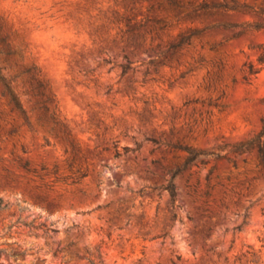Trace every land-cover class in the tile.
<instances>
[{"label":"rangeland","instance_id":"obj_1","mask_svg":"<svg viewBox=\"0 0 264 264\" xmlns=\"http://www.w3.org/2000/svg\"><path fill=\"white\" fill-rule=\"evenodd\" d=\"M222 1L0 0L13 59L39 69L68 133L36 120L21 78L30 129L0 98V264H264L263 169L234 152L264 118V0L196 8ZM175 144L219 157L175 176L172 207Z\"/></svg>","mask_w":264,"mask_h":264},{"label":"trees","instance_id":"obj_2","mask_svg":"<svg viewBox=\"0 0 264 264\" xmlns=\"http://www.w3.org/2000/svg\"><path fill=\"white\" fill-rule=\"evenodd\" d=\"M170 3H175L174 0H168ZM197 9H222V10H234L239 8H244L242 5H238L235 3L234 0L231 1V3H228L226 1L222 2H202L196 6ZM195 8V9H196ZM116 15L115 20L116 22H122L121 18ZM128 20V19H125ZM140 25V23L138 24ZM252 29L260 30L264 29V21L261 22H255L251 25ZM199 31L197 29H192L188 33L179 35L178 39L174 42H170L167 46V50L169 51H175L182 48L183 45H189V39L191 36H194L198 34ZM165 51L160 52V56H165ZM15 54V50L11 48V42L8 39V35L6 33H2L0 31V55L2 56V62L3 66H0V98L6 97L7 104L11 106V110H14L17 113V116L21 119V123L24 124L28 129H30V124L27 119L26 112L22 106V103L18 97V94L14 91L12 88V82L15 81L17 78H21L20 80V86L22 93L24 94H31L33 96L39 97L41 99L40 105L38 106L39 113L36 116V120L41 124L46 126L51 132L53 133H61L65 136H67L66 129L62 123V121L59 119V117L56 115L55 110L49 111L47 102L50 100L48 96L44 93V85L40 82L38 79L39 75V69L35 67L34 65H31L29 67H23L18 64L17 61L13 59V55ZM123 58L126 60V63H119V67L121 68V73H126L127 70L130 67V61L128 60V57L123 54ZM152 61V60H149ZM257 61L259 63L264 62V52L261 53ZM6 68H12L14 70L13 74L6 76L2 74L1 70ZM251 70V69H250ZM21 75H24V77H21ZM1 114V111H0ZM15 132L14 128H10L7 131V134H13ZM45 144H48V140H45ZM175 148H180L186 151L187 156L184 160V162L179 165L175 166L172 170L169 171V178L166 180V183L162 186V189L165 190L168 193L169 200L171 203V206H174L175 203V186H174V178L177 174L182 172L183 170L189 168L193 163L199 162L201 164L205 163L206 160L209 157L218 158L219 155L215 154L213 152H206V151H200L192 149L188 146H182L179 144L172 145ZM124 149H127V147H123ZM255 148L258 154L259 163L262 166L263 169V175H264V118L261 120V128L259 133L249 141L237 144L234 146V152L235 153H242L244 151H250L251 149ZM24 151V150H22ZM28 163L27 161L20 162V166L27 171L28 169ZM172 218H176V213L172 212ZM52 231H55L52 229ZM91 264L92 261H91Z\"/></svg>","mask_w":264,"mask_h":264}]
</instances>
